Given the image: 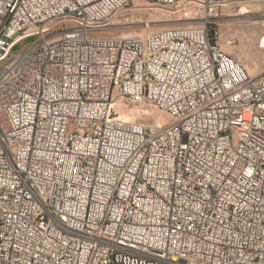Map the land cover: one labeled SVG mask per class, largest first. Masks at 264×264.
<instances>
[{
  "label": "built area",
  "instance_id": "1",
  "mask_svg": "<svg viewBox=\"0 0 264 264\" xmlns=\"http://www.w3.org/2000/svg\"><path fill=\"white\" fill-rule=\"evenodd\" d=\"M237 1L0 0V264H264V68L209 25Z\"/></svg>",
  "mask_w": 264,
  "mask_h": 264
},
{
  "label": "rangeland",
  "instance_id": "2",
  "mask_svg": "<svg viewBox=\"0 0 264 264\" xmlns=\"http://www.w3.org/2000/svg\"><path fill=\"white\" fill-rule=\"evenodd\" d=\"M209 25L210 30L219 37L222 49L226 53L241 59L249 74L264 68V43H258L251 39L253 29L264 28V0L228 2L220 9L218 15ZM73 26V23L66 24V27ZM157 29H159V26L155 24L148 27L120 25L109 27L100 34L143 35ZM28 41L31 40L25 42ZM17 50L18 48H15L14 53ZM127 112L130 113L131 111L127 110ZM152 114L159 115L161 121H166L165 115L160 114L158 111H152ZM142 121L151 123L149 120Z\"/></svg>",
  "mask_w": 264,
  "mask_h": 264
},
{
  "label": "bare ground",
  "instance_id": "3",
  "mask_svg": "<svg viewBox=\"0 0 264 264\" xmlns=\"http://www.w3.org/2000/svg\"><path fill=\"white\" fill-rule=\"evenodd\" d=\"M255 28V27H254ZM264 28H255L252 30V37L251 39L255 42H258V43H264ZM251 32V31H250Z\"/></svg>",
  "mask_w": 264,
  "mask_h": 264
},
{
  "label": "trees",
  "instance_id": "4",
  "mask_svg": "<svg viewBox=\"0 0 264 264\" xmlns=\"http://www.w3.org/2000/svg\"><path fill=\"white\" fill-rule=\"evenodd\" d=\"M211 35H212V32H211Z\"/></svg>",
  "mask_w": 264,
  "mask_h": 264
}]
</instances>
